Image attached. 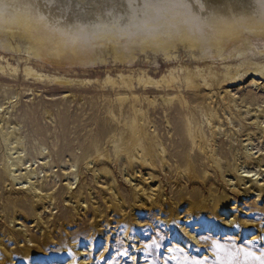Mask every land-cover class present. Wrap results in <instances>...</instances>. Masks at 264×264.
Segmentation results:
<instances>
[{
  "label": "bare ground",
  "instance_id": "bare-ground-1",
  "mask_svg": "<svg viewBox=\"0 0 264 264\" xmlns=\"http://www.w3.org/2000/svg\"><path fill=\"white\" fill-rule=\"evenodd\" d=\"M18 41L27 44L28 52L35 59L61 66L93 67L99 56L106 58V55L116 61L133 64L137 56L147 53L164 54L170 58L180 47L201 54L203 59L223 57L240 61L225 79L217 74L206 77H202L200 72L197 74L201 81L203 79L206 84L216 87L222 82H235L246 66L252 73L264 72L263 65L248 58V53L254 52L255 48H264V0H0V50H19L14 43ZM7 70L13 75L18 73V68L9 63L0 66V74ZM24 74L39 81L44 77L30 67L24 68ZM174 76L170 81H165L166 96L155 97L147 103L137 95L130 98L133 120L123 126L126 136L121 141L117 130L122 123L113 126L111 122L101 121L98 124L100 134L86 146L83 159L92 158L90 171L100 172L103 178H111L108 191L114 200L106 201L110 212L117 211L121 223L127 215L125 200L120 196L111 169L112 164L120 160H124L126 166L124 170L121 168L122 175L133 188L132 211L135 214L151 210L161 211L172 219L181 217L167 198L164 178L170 184L192 186L193 191L188 194L191 201L206 191L213 196V187L219 177L224 180L230 194L260 197L264 191V184L261 183L264 165L258 156L261 150L253 152V148L248 149L253 146L254 140L264 137V130L251 133L252 129L245 124L239 106L231 105L228 95L210 90L208 94L200 93L196 76L190 73L183 78ZM54 81L59 84L69 82L61 79ZM105 82L119 89L133 85L131 78L124 76L121 83L111 77ZM178 82L186 86V92H180L176 85ZM147 83L152 84L151 81ZM159 83L155 86L159 87ZM122 95L119 92L115 97L123 105L128 103L129 98ZM143 104H148L151 117L147 116L148 111H144ZM160 107L166 127L156 118ZM123 110L119 114L125 115ZM246 114L251 115V111L247 109ZM250 118L255 119L252 124L264 127V110ZM9 127L3 120L2 142L8 152L0 159V165L3 164L0 183L5 187L4 184L11 181L9 185L12 186L5 192L6 203L15 207L18 202L27 206L26 203L30 201L32 211L38 214L55 198L53 195L42 196L40 193L43 190L32 182L40 172L29 169L33 165L25 161L22 150L19 151L22 149V137L14 131L8 132ZM226 137L234 140L232 143L237 141L240 149L229 151ZM11 145L12 148H8ZM232 145L230 149L234 148ZM16 153H19L18 156H14ZM18 171L22 173L16 175ZM133 174L139 175L132 178ZM17 186L20 190H27L25 199L13 197L12 192ZM176 196L187 200L182 190ZM82 200L81 193L71 196L72 205L78 213ZM233 206L234 203L228 202L219 213L225 231L229 232L240 229ZM191 207L192 204H189V211ZM135 214L133 216L136 218ZM195 214L199 223L202 222L201 214L207 215V221H212L207 206L201 207ZM19 216L16 214L11 222ZM231 217L234 220L228 224L226 221ZM187 224L185 221L180 223L185 232ZM167 226H171V223L167 222ZM214 227L211 222V228ZM244 231L252 240L257 238L256 229ZM128 234L125 238L130 237ZM190 234L193 238L194 233ZM39 251L45 253L43 247ZM75 252L82 259L87 255L79 247ZM58 254L60 252L55 253ZM35 258L30 264L38 263ZM10 259L12 264H20L12 258V254ZM69 259L72 261L71 257ZM2 261L4 264L6 260ZM86 261L83 259L82 263L87 264L84 263Z\"/></svg>",
  "mask_w": 264,
  "mask_h": 264
},
{
  "label": "rangeland",
  "instance_id": "rangeland-1",
  "mask_svg": "<svg viewBox=\"0 0 264 264\" xmlns=\"http://www.w3.org/2000/svg\"><path fill=\"white\" fill-rule=\"evenodd\" d=\"M14 43L19 50H0V66H7L9 63L18 68L16 75L8 70L0 74V159L8 152L2 142L4 120L10 126L8 132L14 131L22 137V149L19 151L22 150L23 159L33 165L29 169L40 172L32 182L43 190L40 193L42 196L53 195L55 200L38 214L32 211L30 201L26 203L27 206L18 202L15 208L6 203L5 197L8 187H12L9 185L11 181L4 184L5 187L0 183V196H3L0 198V264H3L2 260H6L4 264H12L11 254L20 264H30L35 257L38 258H35L37 264H81L83 259L87 260L84 262L87 264H184L186 258L201 262L206 260L207 264L230 260H238L243 264L246 259L244 252L254 251L257 256L264 252V191L260 197L230 194L224 180L219 177L213 187V196L206 191L204 195L200 194L191 201L188 200V194L193 191L192 186H177L166 182L167 178H164L167 198L172 202L176 214H181V217L172 219L161 211L151 210L135 214L132 211L133 188L122 175L121 168L124 170L126 166L124 160H120L113 163L111 169L120 196L125 200L127 215L121 223L117 211L110 212L106 201L114 200V196L108 191L111 178H103L100 172L90 171L93 167L92 158L83 159L86 146L100 134L99 122H111L113 126L122 123L117 124V135L120 134L118 136L121 141L126 136L123 126L133 120L130 98L137 95L147 103L155 97L166 96L165 81H170L174 75L179 78L188 73L196 76L197 85L200 86L198 90L202 94H208L210 90L228 95L230 104L239 106L245 124L252 129L251 133L263 131L264 127L252 124L255 119L250 117L264 110V72L252 73L246 66L235 82H222L215 87L206 84L203 79L201 81L197 74L200 72L202 77L217 74L225 79L240 61L223 57L203 59L201 54L180 47L170 58L164 54L147 53L137 56L133 64L119 62L106 55V58L99 56L93 67L61 66L35 59L28 52L26 43ZM248 58L264 66V48H255L254 52L248 53ZM26 67L43 75V79L39 81L26 77ZM122 76L131 78V88L122 86L119 89L118 86L105 82L111 77L121 83ZM55 79L69 82L59 84ZM149 81L152 84L147 83ZM156 83L160 84V88L155 86ZM178 83L176 85L180 92H186V86ZM119 92L128 96V103L122 105L117 101L115 96ZM147 105L143 104L142 107L144 111H148L147 116L151 117V110ZM247 109L251 111V115L246 114ZM120 110L125 115L119 114ZM156 118L166 127L162 107L158 108ZM107 139L108 137L104 140ZM233 141L225 138V142L229 144L227 149L238 151L241 146L237 141L232 143ZM252 144L248 149L253 148V152L261 150L258 156L264 165V137L254 140ZM231 145L234 148L230 149ZM8 148L11 149L12 145ZM2 166L3 164L0 169ZM20 173L22 171H18L16 175ZM138 175L133 174L132 178ZM261 183L264 184V179ZM70 186L73 189L69 191ZM19 188L17 186L12 192L13 197L25 199L27 190ZM179 190L184 192L187 200L176 196ZM79 193L83 194V200L78 213L72 205L71 196ZM228 202L234 203L233 208L240 225L236 232L225 231V225L219 217ZM189 204H192L190 211ZM205 206L208 207L212 221H207V215L201 214L202 222L199 223L195 219V211ZM16 214L20 216L11 222ZM184 216L187 217L183 218ZM232 220L234 217L226 222L232 224ZM182 221L188 223V227L185 226L187 232L181 228ZM167 222L171 226L168 227ZM211 222L215 225L214 228H211ZM245 229H256L257 238L252 240ZM127 232L131 238H125ZM187 233H194V237ZM213 241L221 244L220 250L213 248ZM41 247L45 249L44 254L39 251ZM78 247L87 254L83 259L75 252ZM57 252L67 255L57 256Z\"/></svg>",
  "mask_w": 264,
  "mask_h": 264
},
{
  "label": "snow or ice",
  "instance_id": "snow-or-ice-1",
  "mask_svg": "<svg viewBox=\"0 0 264 264\" xmlns=\"http://www.w3.org/2000/svg\"><path fill=\"white\" fill-rule=\"evenodd\" d=\"M155 244V242H153ZM221 244L218 241H213V248L216 250L221 249ZM171 251V249H170ZM245 260L243 264H264V252L260 255H256L254 251H246L244 252ZM250 258V259H249ZM184 264H207V261H195V260H188L187 258L184 261ZM217 264H241L238 260H230V261H218Z\"/></svg>",
  "mask_w": 264,
  "mask_h": 264
}]
</instances>
